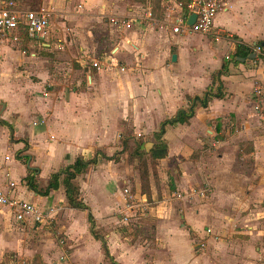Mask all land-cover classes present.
<instances>
[{
	"label": "crops",
	"instance_id": "0c3cea01",
	"mask_svg": "<svg viewBox=\"0 0 264 264\" xmlns=\"http://www.w3.org/2000/svg\"><path fill=\"white\" fill-rule=\"evenodd\" d=\"M51 1L58 3L55 5L57 11L65 19L73 16L71 0L70 2L67 0L65 2ZM22 2L27 6L25 0ZM132 2H134L133 5H127L128 2L122 3V0H97V2H89L87 5L90 8L89 11L82 12L85 15L84 23L91 24L85 26L89 28L87 33H90V37L86 38L91 50L87 51L83 49L84 47L77 46L76 61L80 64L76 63L77 68H74L72 63L67 68L69 75L82 72L85 74L86 85L79 88L42 91L40 84L48 76V73L45 68L40 69L39 66L33 65L43 60L46 61L47 57L39 58L34 52H31L29 56L25 55L26 46L35 45L39 49L50 51L53 48L56 49L55 41L62 45L61 39L56 36L64 33V28L59 27L58 30L52 28L51 17L44 39L39 41L27 40V44L22 46L20 43L22 39L13 42L0 37L22 48L19 52L12 50L7 45L9 53H19L17 62L23 67L20 69L21 71L18 70L19 72H16L15 60L6 67L3 64V54L0 53V77L6 78L8 82H13L16 85L17 89L23 93V103L28 104L29 107L25 112L22 111L16 103L5 99L0 92V191L6 193L8 197L15 198L13 191L16 183L11 181V178L8 179L9 170L13 165L22 168L19 178L26 189L28 188L24 177L28 173V169H36V183V179L43 180L42 174L46 175L47 178H44L42 185L37 183L38 188H43L52 172L72 163L78 156L86 159L91 158L97 150L112 155V150H120L117 146L121 145L122 127L120 122L122 120H129L131 117V127L133 126L134 132L141 134L145 125L148 128L146 116L152 111V107L155 108L160 102L158 95H163L166 102L165 107L169 106V114L160 122L174 115L180 107L186 108L188 101L185 99V95H201L206 87L212 84V74L220 68L223 58L229 59L228 55L234 51V43L223 36L217 43L211 44L208 41L203 42V45H195L196 42L189 32L177 34L163 26L153 27L147 24V21L140 20L147 10L152 9L150 0H133ZM38 7L44 6L38 5L31 8ZM113 14L115 16H112ZM181 15L182 12L178 10L176 17ZM94 16L96 19H92ZM106 16H109V19L121 16L129 21V25L133 24L134 29L126 28L128 25L116 27L106 18L104 21L99 20ZM64 24L66 25V22ZM71 24L74 25L73 22ZM93 26H98L97 28L100 29L106 28L110 35L108 40L112 39L114 32H120V35L114 39L113 44L115 45L110 51V42L102 44V53L98 58L95 55H98L96 52L100 47L93 39ZM76 30L80 31L78 28ZM217 31L228 36L235 35L239 41L250 47L260 41L264 43V0H226L225 7L217 13L209 34H214ZM53 33H56V36H53ZM263 49L264 47H262ZM132 51H134V59L130 58L131 55L128 56ZM81 52L86 56H91V62L85 60V55ZM88 52H90L89 55H87ZM227 53L228 55H225ZM172 54L176 55L174 61L171 58ZM244 59L243 62L238 59L237 63L230 62L228 74L221 76L225 92L223 98H212L206 107L196 108L194 116L188 123L165 125L163 135L169 141L170 147L165 149V146L160 149L163 152L160 155L164 156V161H166L176 154V149L186 148V150L180 151V160L177 157L179 171L174 172L171 165H168L170 173L173 174L164 173L175 182V189H170L169 195L174 196L177 190H182L186 186H194L202 176L210 177L213 183L210 191V210L208 209L210 217H213V213L219 215L215 207L218 208L221 206L220 204L224 203H227V206L235 211L241 208L247 212L241 218L232 216L227 218L228 222L236 224L239 222V225L243 227L241 230H233L234 233L247 237L235 239L229 230L224 242V246L227 248L226 256L238 264H264V249L256 246L257 240H261V237L264 236V226L253 220L256 215L264 216V208L259 205L264 203V51L256 53L253 58L247 56ZM186 60L188 65L194 66L188 72L179 67L180 65L184 66ZM92 62L100 63L101 68L93 66ZM128 62L133 63V66L128 67ZM85 63H87V67L84 66ZM107 63L123 67V69H114ZM53 64L54 67L59 66L57 61ZM89 64L93 67H90ZM31 70L40 74V81L35 86L29 84L23 75ZM2 80L4 81V79ZM216 85L217 82L213 84V87ZM25 86L40 88L38 95L34 96L39 99V103L35 101V104H31L26 101L28 92H26ZM257 86L260 87L259 92L256 91ZM2 103L5 104L4 108ZM31 110L35 111L37 118H41V122H36V125L31 127L27 140L20 136H22L21 129L24 128V122L29 119L28 114ZM219 124L226 133L231 135L229 140L224 138L216 141L220 147L231 144L232 141H235V146H238L239 142H246L250 146L248 155L252 157L253 168L249 174L234 173L231 170L238 148H232L230 151L225 149L217 154L216 159L213 158L215 156L210 153L209 148H206V154L200 156L199 161L190 159L189 156L193 151L190 145L202 148L203 143L208 144V140L202 135L203 131L215 134L217 132L214 131V128ZM17 135L18 137H16ZM23 141L27 142V148L20 152V158H17L16 151L22 149ZM212 146L215 145L212 143ZM231 146L234 147L233 144ZM208 147L210 146L208 145ZM27 149H30V153L26 152ZM9 150L12 157L6 154ZM154 154L159 155V153ZM243 154L244 158L247 155L245 150H243ZM26 156L28 157L26 158ZM30 159H34L33 166L30 165ZM107 162L99 158L96 165L86 168L74 180L80 188V197L90 207L94 218H96L94 215L96 213L88 203L86 195L98 196L104 209L102 213L105 214L110 210L111 204L104 198L110 194L111 190L109 189H113L117 185L118 171L115 164ZM166 162L168 163V161ZM199 165L200 169H198ZM198 172L201 173L200 176ZM84 176L88 179L86 185L81 184ZM158 176L162 180L161 172ZM11 182L14 183L13 186L9 185ZM245 182L251 183L249 184L250 189L248 186L242 185ZM226 185L229 186L228 189L224 188ZM83 189H86L87 192H84ZM28 190L27 200H23L32 202L40 208H46L49 205L56 206L58 209L54 214V219L59 215L62 207L67 204L62 187L50 191L46 196ZM111 194H114L113 191ZM205 206L209 207L208 204ZM69 209L74 210L75 208L69 207ZM202 209L198 211V214ZM182 210L187 217L188 224L193 226L194 222L188 217L190 212L185 208ZM84 215L86 219V212ZM220 215H222L221 212ZM223 217L226 216L223 215ZM245 221L247 223L242 225ZM17 225L22 228H24L23 225L42 226L32 220L18 221L14 211L8 205L0 204L1 231H13V227L15 229ZM203 234L199 235L200 238H205L206 233ZM175 235L176 233L172 230L168 233L170 238ZM92 239L95 240L93 237ZM95 241L100 244L98 240ZM13 246L15 245L4 246L0 249V261L3 251L10 250ZM184 246L189 248V244L185 245L184 243ZM183 249V257L188 256L186 260L188 264H204L205 261L208 262L205 264H214L211 258V256L215 257L214 252L213 255L192 254V250L188 252L189 249Z\"/></svg>",
	"mask_w": 264,
	"mask_h": 264
},
{
	"label": "rangeland",
	"instance_id": "374dc122",
	"mask_svg": "<svg viewBox=\"0 0 264 264\" xmlns=\"http://www.w3.org/2000/svg\"><path fill=\"white\" fill-rule=\"evenodd\" d=\"M25 1L29 7L41 5L45 8L51 9L52 28L56 30H58L59 27L64 28V33L60 36H56V33H53V36L59 37L61 39L60 41H62V45L55 41L54 45L56 49L53 48L49 51L39 49L35 45L30 47L26 46V56H29L31 52H34L39 58L47 57L46 61L43 60L40 61V63L33 65L39 66L40 69L45 68L48 73V76L40 84L42 91H52L54 89L57 91L71 90L73 87L79 88L86 85V77L83 72L80 74L75 73L76 75H69L67 74V68L72 63L74 68H77L76 63L80 64L76 61L78 55L76 49L77 46H82L84 47L83 49L87 51L91 50L86 38L90 37V33H87L89 28L85 27L88 25L90 26L91 24L84 23L83 17L85 15L82 12L89 11L90 8L87 6L89 5V2H97V0H71L73 16H69V19H65V17L61 16V13L57 11L55 6L58 4L57 2H50V0ZM59 1L65 2V0ZM67 1L70 2V0ZM132 1L122 0V3L128 2L127 5H133L134 2ZM183 1L184 0H150V7L152 9L147 11L152 12V16L156 21V24L153 25V27L163 26L165 29H171V31H173L172 27L174 24L172 23V19L177 16L178 10H180L179 7ZM112 16L115 15L113 14ZM116 17L120 21L124 19L121 16ZM105 18L109 22V16L101 17L99 20L104 21ZM92 19H96L95 16L92 17ZM64 22H66V25ZM72 22L74 25L71 24ZM132 25L133 24L128 25L126 28H131ZM97 27L98 26H93L92 28L93 39L95 43H97V46L100 47L96 52V54H98L95 55L96 58L100 57L99 54L102 53V44L110 42V51L115 45L113 44L114 39L120 35V32L116 31L112 34V39L108 40V37L110 36L108 30L106 28L100 29ZM77 28L80 31H77ZM132 28L134 29V27ZM221 33L222 32L217 31L214 34L191 33L190 35L193 36V40L196 42L195 45H203V42L209 41L213 44L221 41L223 38ZM7 45L12 50L19 51L22 48H19V46L12 42L0 38V53L3 54V64L8 67L15 60L14 66L16 67V72H19L21 71L20 69L23 68L21 65H18L17 62L19 53H9L7 50L9 47ZM129 49L131 48L129 47ZM81 53L83 54V52ZM228 53L225 55H228ZM89 54L90 52H88L87 55ZM60 56L61 58H59ZM128 56L134 59V51L130 52ZM91 59V56L85 55V60L91 62ZM55 61H57V64L59 65L58 67H54L53 63ZM128 63V67L133 66V63ZM89 65L90 67H93L91 64ZM84 66L87 67V63H85ZM179 67L186 72L194 68V66L188 65L187 60L184 66L180 65ZM23 75H25L26 80L31 85L33 84L35 86L38 84V81H40V74L33 70L29 71L27 74L24 73ZM2 79H4V81ZM25 90L28 92L25 98L26 101L31 104H35L36 102L39 103V99L34 96L38 95L40 88L36 89L35 87L33 88V86H31V88L25 86ZM0 92L5 99H10L16 103L17 107L22 111L25 112L29 108L28 104L23 103V93L17 89L13 82H8L6 78L0 77ZM158 99H160V102L162 101V104L159 102L155 108L152 107V111L149 112L145 118L148 124L147 126L150 129L145 125L143 130L141 129V134H138L134 132L133 126L131 127V117L129 120H122L120 122L122 127V137L134 136V139L139 140L143 144L145 142L152 143L149 151H145L143 145V151L145 152L143 157L148 164L149 175L148 177H145L144 180H141L139 173V160H130L129 158V153L135 146L133 140L129 142L128 148H125V150L118 155V161L107 162L105 160L107 163L115 164L118 171L117 185L113 187V189H109L113 191L114 194H111L110 191V194L107 195L108 197L104 198V200L107 199L111 204L110 210L105 214L102 213L104 209L102 207L101 199L98 196L94 197L93 195H86L88 203L96 213L94 214L96 217V226H99L98 230L105 234L110 253L121 264H188L186 263L188 256H186V258L183 257V248L187 250L189 249L188 252L192 250V254L213 255L214 252L215 257L211 256L214 264H238L226 256L225 251L227 248L224 246L225 238L227 237L229 230L233 233L235 239L237 237L244 238L247 236L234 233L233 230H241L243 227L239 225V222H237V224L233 222L231 223L230 221L228 222L227 218L229 216L241 218L247 212L241 210V208L235 211L232 208H229L227 203H224L220 204L221 206H218V208L215 207L219 212V215L213 213V217H210L208 209L210 210V191L213 187L210 177L202 176L194 186H186L182 188V190H177L174 196L169 195L168 191L170 189H175V182L173 179L170 180L164 173L173 174L170 173L168 165H171V169H173L174 172L179 171L177 167L178 159L180 160L179 154L181 150H186V148L183 147L176 149V154H174L172 158L166 160L168 163L164 161V156L161 157L160 155V153H163L160 151L161 148H156L155 152H152L153 154L159 153V155L154 154V157L151 156V151L155 149L156 145L160 146V141H163L166 144V148L164 147L165 149L170 147L169 141L166 140L164 135H161V140L157 139L154 135V132H157L160 129V120L169 114V106L165 107L166 102L164 96L158 95ZM183 101L186 102L185 99H183ZM28 115L29 119L24 122V128L21 129L22 136H20V138L23 137L27 140L31 127H34L36 122H41V118L36 117L34 110H31ZM214 131L217 133L209 134L205 130L203 131L202 135L208 140V144L203 143L201 145V147L203 146L202 148L194 147L192 144L190 145L193 149L192 154L189 156L190 159L199 161L200 156L206 154V148H209L210 153L215 156L213 158L216 159L217 154L223 152L225 149L230 151L232 148L236 149L240 146L241 142L238 141V146H235V141H232L231 144H226V146L220 147V144L218 145L216 141L223 140L224 138L229 140L231 135L230 133H226L225 129L220 124L214 128ZM16 137H18V135ZM212 143L215 146H212ZM232 144L234 147L231 146ZM208 145L210 147H208ZM117 147L119 149L122 148L121 145H118ZM241 147L246 150L249 146L243 144ZM115 151L112 150V154ZM26 152L30 153V149H27ZM6 154L12 157L10 150ZM162 161H164V163H162ZM33 162L34 159H30V165L33 166ZM152 162H154L153 166ZM234 164L240 170L246 171L248 169L249 172L251 171L252 163L250 155H246L243 159H240L239 162L237 161V163L235 160L232 162V172L238 173L235 171ZM3 167L6 168V166ZM151 167L157 172V175L161 172L162 180L160 179V176H156L157 179L154 180ZM198 169H200V165ZM20 172H22V168L18 165H13L9 170L8 179L11 178L10 180L16 183L13 191L15 198L27 200L26 198L29 195V190L26 189L24 183L20 181ZM198 174L199 176L201 175L200 172H198ZM85 177L86 176H84L83 181H81L82 185H86L87 183L88 179ZM41 178L43 180L40 178L36 179L38 185H42V181L47 177L42 174ZM155 181H158L157 186L154 184ZM249 184L251 183L245 182L242 185H246L248 186V189H250ZM228 187L229 186L226 185L224 188L228 189ZM190 188H194L195 190L206 189L205 195L201 196L197 192L190 194ZM125 189H128V192H125ZM83 191L87 192L86 189H83ZM178 194H181V196H178ZM205 204H208L209 207L207 208ZM259 205L264 208V203H260ZM183 208L190 212L188 217L194 222L193 226L188 224L186 220L187 217H185L184 211L182 210ZM200 209L202 210L198 214ZM74 210H70L68 205L65 204L59 212V215H57L55 219L53 218L49 224H44L42 226L23 225L24 228L17 225V228L14 229L13 227V231L10 232H3L0 229V249L4 246L15 245L11 247L10 250L3 251L0 264H109L103 257L100 244L92 239L87 230L84 215L85 212L77 209ZM220 212L222 215H220ZM223 215L226 217L222 218ZM253 220L261 224V226H264V216L261 217L256 215L253 217ZM246 223L247 221L242 223V225ZM169 229L175 232L176 235L170 238L168 236ZM203 233H206L205 238H200ZM184 243L185 245L189 244V248L184 246ZM256 246L264 249V236L261 237V240H257ZM205 262L208 263L207 261Z\"/></svg>",
	"mask_w": 264,
	"mask_h": 264
},
{
	"label": "trees",
	"instance_id": "16d2710c",
	"mask_svg": "<svg viewBox=\"0 0 264 264\" xmlns=\"http://www.w3.org/2000/svg\"><path fill=\"white\" fill-rule=\"evenodd\" d=\"M138 1H145V0H138ZM190 1L191 0H184L181 3L180 11L182 12V14H187L188 11L186 7ZM221 35L224 38L231 40L234 43L233 53L229 56V59L223 58L220 68L212 74V84H209L206 87V90L201 95H185V99L188 101V106L186 108L180 107L173 116L164 119L160 122L159 131L154 132V135L156 136L157 139L161 140L160 138L161 135H163L164 133V128L166 124L188 123L190 118L194 116L196 108L206 107L212 98H223L225 96V92L223 91L221 76L228 74L229 63L230 62L237 63L238 62L237 57L246 58L250 53L253 52V47L245 45L244 43L239 41L235 35L228 36L227 34L224 33H221ZM20 43L22 46L26 45L27 39L26 38L22 39ZM256 44L260 45L261 47H264V43L261 41L257 42ZM262 51H264V49ZM215 82H217V85L213 87V84ZM131 140L135 142V146L130 151L129 158L130 160L131 159L139 160L140 178L141 180H144L145 177H148L149 175L148 164L145 158L143 157L145 154V152L143 151L144 150L143 145L146 142L143 144L139 140L134 139V136H126V137L123 136L121 140L122 148L119 151H116L112 155H107L104 152L97 150L95 155L91 158L86 159L83 158L82 156L76 157V159L72 163L58 169L57 171L52 172L49 176L47 184L43 188H38L37 183L35 182L36 169H28V173L24 177V181L27 188L41 196H46L49 194L50 191L57 190L60 187L63 188L68 206L86 212L88 232L95 240H98L100 242V246L103 251V256L108 261L109 264H121V263L117 261L114 258V256L110 253L105 235L98 230V227L96 226L95 218L91 213L90 207L80 197V188L74 180L79 174L84 172L86 168H88L89 166L96 165L98 163L99 158L104 160L118 161L119 160L118 155L121 154L123 150H125V148H128L129 142ZM23 142L24 145L22 149L16 151L17 158H20L19 153L27 148L28 145L27 142L26 141ZM159 144L160 146L156 145L155 149L151 151L152 157H154V154L152 152L156 150V148L163 149L166 146V144L163 141H160ZM243 144H247V143L246 142L240 143V146L238 147V150L236 152V157H235L236 163L237 161L239 162V160L242 159L244 149L241 147V145ZM247 146L249 145L247 144ZM245 152L248 155V153L250 152V146L245 150ZM27 157L28 156H26V158ZM250 159L252 163L253 160L251 156ZM153 164L154 162H152V166ZM234 168L236 169L235 171L244 174H249L251 172V171L249 172L248 169L246 171L240 170L235 166V164H234ZM252 168L253 167L251 166V170ZM152 170H153L152 176L154 177V180H156L158 177L157 172H155L153 168ZM155 182L154 184L157 186L158 181L156 183Z\"/></svg>",
	"mask_w": 264,
	"mask_h": 264
},
{
	"label": "built area",
	"instance_id": "2783aa9c",
	"mask_svg": "<svg viewBox=\"0 0 264 264\" xmlns=\"http://www.w3.org/2000/svg\"><path fill=\"white\" fill-rule=\"evenodd\" d=\"M226 0H191L187 4V14H182L172 20L174 24L172 30L174 33H201L208 34L214 25V20L219 11L225 7ZM179 7V6H178ZM180 9V7H179ZM191 13L196 14V18L192 25L187 24L188 17ZM52 11L49 8L38 7L31 8L23 4L22 0H0V37L6 38L13 42H18L26 38L30 41H39L44 39L50 24ZM147 21L150 25H155L156 21L151 11H146L145 15L140 18ZM113 25L118 27L129 25V21L117 17L109 19ZM253 52L261 53L262 47L254 44ZM92 65L101 68L98 62H92ZM108 66L122 70L123 67L107 63ZM256 91H260V87H256ZM8 158V157H6ZM13 186L14 183H9ZM199 190V189H198ZM191 189L190 194L197 192L204 196L206 189ZM128 192V189H125ZM181 196V194H178ZM0 204L8 205L13 211L18 221L32 220L37 224H49L54 218L57 207L49 205L46 208H40L32 202L23 199L8 197L6 193L0 191Z\"/></svg>",
	"mask_w": 264,
	"mask_h": 264
},
{
	"label": "water",
	"instance_id": "95a60500",
	"mask_svg": "<svg viewBox=\"0 0 264 264\" xmlns=\"http://www.w3.org/2000/svg\"><path fill=\"white\" fill-rule=\"evenodd\" d=\"M195 18H196V14L195 13H191L190 15H189V17H188V20H187V24L188 25H192L193 24V22H194V20H195ZM255 52H252V53H250L249 55H248V58H253V57H255ZM172 60L174 61L175 59H176V55L175 54H172ZM237 59H238V61H240V62H243L245 59L244 58H240V57H237ZM4 106H5V104L4 103H2V107L4 108ZM151 146H152V143L151 142H146L145 144H144V148H145V151H149L150 150V148H151ZM29 163V160H28V162H27V164Z\"/></svg>",
	"mask_w": 264,
	"mask_h": 264
}]
</instances>
